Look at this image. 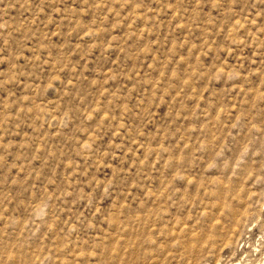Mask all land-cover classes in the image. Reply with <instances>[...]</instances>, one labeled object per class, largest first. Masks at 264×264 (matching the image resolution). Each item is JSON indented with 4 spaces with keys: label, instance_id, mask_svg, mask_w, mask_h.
I'll list each match as a JSON object with an SVG mask.
<instances>
[{
    "label": "rangeland",
    "instance_id": "1",
    "mask_svg": "<svg viewBox=\"0 0 264 264\" xmlns=\"http://www.w3.org/2000/svg\"><path fill=\"white\" fill-rule=\"evenodd\" d=\"M0 264H264V0H0Z\"/></svg>",
    "mask_w": 264,
    "mask_h": 264
}]
</instances>
